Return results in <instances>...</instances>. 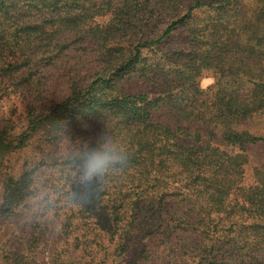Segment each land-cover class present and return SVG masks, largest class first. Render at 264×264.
<instances>
[{
    "label": "trees",
    "instance_id": "obj_1",
    "mask_svg": "<svg viewBox=\"0 0 264 264\" xmlns=\"http://www.w3.org/2000/svg\"><path fill=\"white\" fill-rule=\"evenodd\" d=\"M2 85L0 264H264V0H0ZM105 138L125 168L70 203Z\"/></svg>",
    "mask_w": 264,
    "mask_h": 264
},
{
    "label": "clouds",
    "instance_id": "obj_2",
    "mask_svg": "<svg viewBox=\"0 0 264 264\" xmlns=\"http://www.w3.org/2000/svg\"><path fill=\"white\" fill-rule=\"evenodd\" d=\"M127 164L126 153L110 138H105L97 147L88 150L80 158L79 177L80 182L73 185V191L68 196L70 203L88 205L94 198L95 192L102 187L100 179L108 171L123 170ZM44 197L40 205L41 208L51 210L53 204L50 195L41 193Z\"/></svg>",
    "mask_w": 264,
    "mask_h": 264
},
{
    "label": "rangeland",
    "instance_id": "obj_3",
    "mask_svg": "<svg viewBox=\"0 0 264 264\" xmlns=\"http://www.w3.org/2000/svg\"><path fill=\"white\" fill-rule=\"evenodd\" d=\"M118 2L119 0H114ZM216 81L215 74L213 71H205L200 79V85L203 89H207L209 86L213 85ZM7 85H2L1 94L3 98L0 99V126L6 125L7 122L12 119L18 126L21 125V121L23 120V111L21 108L20 102L16 99L15 94H11L12 91L9 88H6ZM21 97V96H20ZM22 101L24 98L21 97ZM247 129H249L252 133H257L264 136V119H260L255 123H251L249 125H245ZM38 152H35L37 154ZM249 155V163L245 167V181L253 182L254 181V171L257 166H264V145H259L256 147H250L247 151ZM26 153H18L11 155L7 162L8 167H10V171H13L14 174H17L21 164L23 163V159ZM56 171L50 174L51 181H54V177H56ZM2 181L0 180V193L2 191ZM52 229H56L58 227L57 220L53 222ZM134 264L135 256L132 254L129 257L119 260L116 264ZM162 262V261H161ZM161 264V263H160Z\"/></svg>",
    "mask_w": 264,
    "mask_h": 264
}]
</instances>
